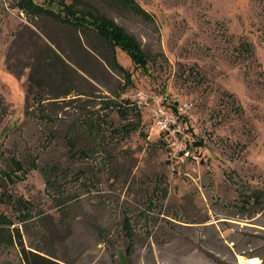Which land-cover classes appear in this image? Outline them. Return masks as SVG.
<instances>
[{
  "label": "rangeland",
  "instance_id": "obj_1",
  "mask_svg": "<svg viewBox=\"0 0 264 264\" xmlns=\"http://www.w3.org/2000/svg\"><path fill=\"white\" fill-rule=\"evenodd\" d=\"M26 2L0 0V214L15 224L0 264L21 261L15 226L27 249L68 264H264V0H65L140 42L147 68L115 50L124 73L95 33ZM154 95L177 133L159 129ZM13 155L39 168L11 185ZM56 164L48 192L42 168ZM7 195L31 202L27 217Z\"/></svg>",
  "mask_w": 264,
  "mask_h": 264
},
{
  "label": "trees",
  "instance_id": "obj_2",
  "mask_svg": "<svg viewBox=\"0 0 264 264\" xmlns=\"http://www.w3.org/2000/svg\"><path fill=\"white\" fill-rule=\"evenodd\" d=\"M126 3H133L132 0H123ZM33 9L32 11L37 15H44L50 19L56 20L63 25L70 26L76 30H83L85 32L95 33L100 40L102 41V47L107 50L113 52V55L107 57L105 59L109 64H111L115 68H119L121 72H125L119 65L115 59V50L117 48L121 49L123 52H126L130 57L131 61L136 66L147 68L149 64L148 57L144 51L143 46H141L140 42L128 33L124 28H122L117 22L113 19L107 18L104 15L100 14L96 11L92 6L89 8L81 9L78 8L79 5L75 3L68 4L65 0H61L56 3L58 11L54 8H46L41 5H33V3L29 0L26 2ZM31 4V5H30ZM33 7V8H32ZM32 88H29L30 92ZM28 99L26 101L27 111H29L30 107H28ZM43 100L37 104L38 106H44ZM126 108H130V103L125 102V111ZM121 109V108H120ZM128 109H126L127 111ZM9 112V107H7L4 97L0 94V115L1 118L7 116ZM123 114L125 112H122ZM137 117H139V112L136 111ZM44 119L48 122L55 123V120L52 117L44 116ZM95 126L93 124L89 125L88 130L93 129ZM122 129V130H126ZM66 137V143L69 148V153L72 156L78 157L82 160L88 159L90 150L87 148L77 149L75 140L69 135ZM3 158V153H0ZM9 168L3 171V179L7 180V182L11 185L15 183L24 181V177L28 173L29 169H38V164L35 162H30L29 167H26V164L21 159H18L16 155H13L8 160ZM60 165L56 164L53 166H49L46 169L42 168V173H44L45 177H47V191L50 192V189L54 191L57 187V177L58 173H62L65 171L60 170ZM6 202H10L13 207H17L22 210L19 214V217L25 218L28 216V212L30 208H33L31 202L25 201L23 198H16L15 196L7 195L5 198ZM256 203L260 202L259 196L255 197ZM15 224L4 214H0V235L5 228L9 227L11 229ZM10 240L18 246V250L20 252L21 261L19 264H68L62 261H57L48 254H44L42 249L39 248H26L23 242L22 235L18 227H14L13 230L9 234ZM1 238V236H0ZM249 259V258H248Z\"/></svg>",
  "mask_w": 264,
  "mask_h": 264
},
{
  "label": "built area",
  "instance_id": "obj_3",
  "mask_svg": "<svg viewBox=\"0 0 264 264\" xmlns=\"http://www.w3.org/2000/svg\"><path fill=\"white\" fill-rule=\"evenodd\" d=\"M139 98L145 99L141 93L139 94ZM152 99L153 103L156 104L153 114L159 129L165 133H177V117L172 111L170 112V110L166 109L165 101H167V98L154 95ZM139 103L141 104V101H139Z\"/></svg>",
  "mask_w": 264,
  "mask_h": 264
},
{
  "label": "bare ground",
  "instance_id": "obj_4",
  "mask_svg": "<svg viewBox=\"0 0 264 264\" xmlns=\"http://www.w3.org/2000/svg\"><path fill=\"white\" fill-rule=\"evenodd\" d=\"M240 264H245V261L243 260V258L240 259Z\"/></svg>",
  "mask_w": 264,
  "mask_h": 264
}]
</instances>
